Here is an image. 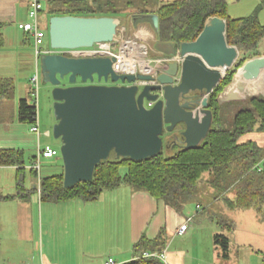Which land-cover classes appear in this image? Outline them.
<instances>
[{
    "label": "water",
    "instance_id": "obj_1",
    "mask_svg": "<svg viewBox=\"0 0 264 264\" xmlns=\"http://www.w3.org/2000/svg\"><path fill=\"white\" fill-rule=\"evenodd\" d=\"M149 20L156 32L157 17ZM119 24L112 17L49 19L51 53L40 56L39 68L42 83L53 87L56 123L51 135L60 141L64 189L90 182L96 166L112 153L116 160L141 162L159 156L164 148L190 151L199 147L213 124L208 96L239 55L236 47L227 44L226 21L217 17L207 19L195 41L179 46L181 62L168 63L156 79L116 75L113 61L107 58L77 59L56 53L111 43ZM261 65L264 56L246 61L218 102L222 104L233 94L248 100L257 97H250L252 88L247 84L256 80ZM94 76L98 84H93ZM64 78L71 86L60 87ZM78 78L83 85L73 86ZM102 80L105 85H100ZM136 80L155 84L138 92L136 85H129ZM259 95L264 96V91ZM145 101L153 103L152 107L147 109Z\"/></svg>",
    "mask_w": 264,
    "mask_h": 264
},
{
    "label": "crops",
    "instance_id": "obj_2",
    "mask_svg": "<svg viewBox=\"0 0 264 264\" xmlns=\"http://www.w3.org/2000/svg\"><path fill=\"white\" fill-rule=\"evenodd\" d=\"M232 1L236 3L235 8H227V15L232 19L241 18L242 13H253L259 4L258 0ZM27 12L28 0H0V24L4 37V47L0 49L1 78L10 79L7 75L17 62L20 65L26 61L34 62V70L36 65L39 68L32 38L17 27L28 21ZM258 17L264 26V10ZM155 46L154 43L156 57L152 59H173L178 55L177 52L164 58L155 51ZM248 85L253 93H258L263 83L260 80V85ZM8 102L11 101L0 102V150H20L26 154L35 149L36 155L37 146H41L40 136L32 134L29 126L18 123L17 109ZM257 134V138L264 139V133ZM248 141L253 142L246 140L239 144ZM253 143L261 147L257 142ZM34 157L32 153L29 163H24L21 168L23 185L28 190L38 184L30 169ZM17 169L0 167V196L16 194ZM25 172H29L33 180L28 179ZM2 178L5 184L1 183ZM190 202L177 210L125 185L102 192L92 202L41 203L39 194L31 195L25 201L18 198L0 200V264H105L108 259H113L115 264H130L135 259L133 247L140 238L145 236L152 241L161 231L164 233L162 252L165 261H158L159 264H237L232 256L246 247L250 248L251 254L254 251L263 254L264 224L252 210L230 211L222 205L225 208L222 211L218 212V207L217 212L204 215L200 203ZM220 203L214 197L209 207L214 208ZM187 217H193L192 223L186 233L179 236L176 230ZM223 217L233 219L230 230L219 226ZM225 232L231 233L232 237V242L227 238L226 258L213 240L216 234L224 235ZM239 232H242L240 236Z\"/></svg>",
    "mask_w": 264,
    "mask_h": 264
},
{
    "label": "trees",
    "instance_id": "obj_3",
    "mask_svg": "<svg viewBox=\"0 0 264 264\" xmlns=\"http://www.w3.org/2000/svg\"><path fill=\"white\" fill-rule=\"evenodd\" d=\"M258 1L259 4L253 13L238 19L228 17V0L162 2L154 10H141L133 16L135 24L146 22L151 28L150 17H157L158 29L156 32L153 31L155 45L159 43L168 50L163 53L164 58L174 56L182 43L195 41L207 19L217 17L226 21L227 44L236 47L239 55L231 69L208 96V109L212 112L213 124L199 147L183 151L173 146L169 149L174 152L172 156L164 157L162 153L141 162L116 160L112 153L107 161L96 166L90 182L79 183L71 189L63 188V170L61 174L43 178L32 170V176L39 179V186L34 185L32 190L25 189L22 181L24 152L0 150V167L18 168L16 194L0 196V200L18 198L25 201L31 195L38 194L39 187L41 203L58 204L71 200L92 202L97 200L102 192L125 185L180 210L191 200L190 197L196 194L197 184L204 175L207 176L208 185L218 194L215 198L228 210H252L259 222L264 224V151L250 141L238 143V139L244 134L253 131L264 133V96L258 95L246 101L247 108L234 115L231 131L219 127L221 105L217 100L246 61L264 56V47L260 48L264 42V26L258 17L264 10V0ZM45 11L50 18L94 17V10L89 9L87 0H46ZM2 28L3 25L0 24V49L4 47ZM13 97V80L0 77V102L11 101ZM17 121L29 127L38 125L34 102L28 99L18 101ZM260 166L261 171H258L257 167ZM218 224L227 229L230 227L221 220ZM213 240L222 249L226 258L229 245L227 237L216 234ZM164 245L163 231L152 241L142 236L133 247V255L137 260L130 264H159L157 260H145L141 259V256L146 252L160 253L164 250Z\"/></svg>",
    "mask_w": 264,
    "mask_h": 264
},
{
    "label": "rangeland",
    "instance_id": "obj_4",
    "mask_svg": "<svg viewBox=\"0 0 264 264\" xmlns=\"http://www.w3.org/2000/svg\"><path fill=\"white\" fill-rule=\"evenodd\" d=\"M95 0H87L88 7L91 10H94V18L99 17H112L117 18L120 20V24L118 29H121V27L125 28L124 35L129 38H133L134 35H136L137 31L144 30L145 32L141 31L144 34H147L148 41H147V49L150 57H156L155 52L153 51V44L155 43V34L150 27L149 23H139L135 24V21H133V16L138 14L141 10H154L159 3H166V2H172L175 0H96L95 3H93ZM42 6H43V12L39 15V31L43 35L44 38V49L48 48V29H49V19L46 10V0H41ZM228 7L230 9H234L236 3L231 2V0H228ZM251 13L245 15V13H242V17H247ZM241 17V18H242ZM145 28V29H144ZM29 47V46H28ZM264 47V42L260 45V48L262 49ZM31 49V48H29ZM34 51V49H33ZM155 51L158 54L163 55L164 52H167L168 50L164 47V45H161L157 43L155 46ZM34 53V52H33ZM153 55V56H152ZM40 67V66H39ZM261 67V66H260ZM258 67V74L255 81H262L263 86L262 89H259L258 93L250 92V97L253 95L259 94L264 89V66L261 68ZM229 71V70H228ZM227 71V72H228ZM226 72V73H227ZM35 73L34 70V62L30 64L29 61H26L23 65H20V62H17L14 65V70H11L7 76H10V79L13 80L14 83V97L11 100V102H8L9 106L16 107L20 99H28L32 103H35L36 106V116H37V124L40 132V144L41 146L49 145L53 148H56L59 150L60 148V141L53 139L52 135L49 137H45V132H52L53 126L55 125V119L53 115V100L51 96V92L53 87L49 84H43L40 74V68H39V85L37 94H31V86H30V79L33 77ZM254 83V82H252ZM90 84L87 82L85 85ZM93 84H98L96 76H94V82ZM120 83H116L115 85H119ZM250 84V83H248ZM258 84V83H257ZM83 83L78 78L76 80V83L73 86H81ZM100 85H105L103 80L100 82ZM106 85H112L110 82H108ZM71 86L68 83L67 78H64L60 82V87H68ZM29 96L31 98H29ZM248 99V97H246ZM246 99V100H247ZM146 101L144 104L146 105ZM221 105V122L219 127L223 130H232V121L234 115L244 109L247 108L246 102L239 97V95H232L230 96L225 102H223ZM257 131H253L251 133L244 134L238 139L239 142H243L246 140H252L253 142H257L261 147L264 148V139L257 138ZM33 151V152H32ZM32 151H27L24 156V163L28 164L29 160L31 158L32 153L35 156V149H32ZM264 151V149H263ZM173 151H167L165 148L163 149V155L164 157H170L173 155ZM264 153V152H263ZM41 171H40V177H48L52 174H61L62 173V161L60 159V156L58 158H53L51 160H41ZM24 175H27V178L30 180H33L30 178V173L25 172ZM207 176H202L200 181L197 184L196 187V194L193 195L191 198V204H195L196 202L200 203L203 207L204 215H208L210 212H218L222 211V209H225L223 206V203L221 202L219 205L214 206V208H210L209 204L212 202L214 197H217V192L208 185L206 182ZM7 182V181H6ZM1 183L5 184L3 181V178L1 179ZM35 184V182H34ZM229 195V194H228ZM231 197V195H229ZM223 205V206H222ZM194 206V205H193ZM221 221H224L225 224L232 226L231 222L233 219L230 218H221ZM242 232H239L238 236H240ZM224 235L232 242L231 233L225 232ZM250 248H242L241 252H238V254L235 256H232L235 258V263L237 264H264V252L263 254H260L258 251L250 253Z\"/></svg>",
    "mask_w": 264,
    "mask_h": 264
},
{
    "label": "built area",
    "instance_id": "obj_5",
    "mask_svg": "<svg viewBox=\"0 0 264 264\" xmlns=\"http://www.w3.org/2000/svg\"><path fill=\"white\" fill-rule=\"evenodd\" d=\"M43 10L41 0H28V21L19 23L18 29L24 34L29 35L33 40V49L35 59L39 61V58L43 54H50L49 49H44V38L39 31L38 19L41 11ZM120 28V27H118ZM144 30L137 31L133 38L126 37L124 35L125 28L117 29V35L111 43H102L94 45L91 48H82L76 50H60L56 53L62 56L85 59V58H107L112 60V71L116 75H149L152 78L156 77L162 72L168 63L177 62L180 63L179 56H175L173 59H152L149 56L147 49V34L142 33ZM146 33V32H145ZM39 68L36 65L35 73L30 79L31 93L36 95L39 85ZM154 82H145L136 80L129 85H136L138 92L147 85H154ZM120 85V84H119ZM153 103L147 102L144 106L149 109ZM30 132L37 137L40 136L38 125L30 127ZM51 134L46 132L44 136L49 137ZM59 151L49 145L37 146L35 159L32 162L30 169L35 171L38 176L41 171V160H51L59 157ZM264 162V158H263ZM258 171H261V166L257 167ZM39 186V179H38ZM39 194V187H38ZM199 210V207H196ZM193 217H187L184 219L183 224L176 230L177 235H184L192 223ZM141 259L145 260H157L165 261L164 253H143ZM134 260H137L136 258ZM105 264H115L113 259H108Z\"/></svg>",
    "mask_w": 264,
    "mask_h": 264
},
{
    "label": "bare ground",
    "instance_id": "obj_6",
    "mask_svg": "<svg viewBox=\"0 0 264 264\" xmlns=\"http://www.w3.org/2000/svg\"><path fill=\"white\" fill-rule=\"evenodd\" d=\"M262 66H264V65H261V67H262ZM259 67H260V66H259ZM261 67H260V68H261ZM237 81H241L240 76L237 77ZM254 83H256V84L258 83L257 85H260V81H254ZM247 85H248V84H247ZM249 86H250V85H249ZM263 91H264V89H263L261 92H263ZM261 92H260V93H261Z\"/></svg>",
    "mask_w": 264,
    "mask_h": 264
}]
</instances>
